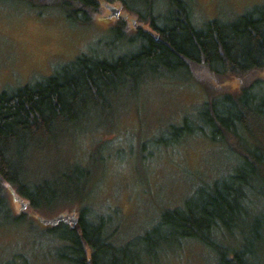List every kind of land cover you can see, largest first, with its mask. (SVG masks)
Returning a JSON list of instances; mask_svg holds the SVG:
<instances>
[{
    "label": "trees",
    "instance_id": "16d2710c",
    "mask_svg": "<svg viewBox=\"0 0 264 264\" xmlns=\"http://www.w3.org/2000/svg\"><path fill=\"white\" fill-rule=\"evenodd\" d=\"M5 1L40 14L53 9L69 21L81 13L80 24L89 23L98 1H118L138 24L133 29L138 45L116 57L95 49L81 53L48 77L0 91L2 223L27 222L24 213L13 214L8 195L14 192L27 203L26 211L36 215L62 206L79 208L74 227L61 223L42 232L61 241L60 258L68 264H159L160 253L184 241L210 249L215 264H256L255 250L264 246V144L258 135L264 134V4L231 21L215 19L199 27L190 0ZM112 28L126 37V21ZM195 69L242 84L235 93L209 92L196 115L200 124L185 117L170 126L165 132L175 138L171 147L197 135L218 142L237 140L232 150L238 162L180 206L163 207L152 228L119 245L113 240L117 227L112 228V218L85 205L94 178L89 166L68 160L45 178L32 165L44 150L58 151L89 118L110 125L124 94L139 95L150 81L190 75ZM219 232L234 236L239 245H222Z\"/></svg>",
    "mask_w": 264,
    "mask_h": 264
},
{
    "label": "rangeland",
    "instance_id": "374dc122",
    "mask_svg": "<svg viewBox=\"0 0 264 264\" xmlns=\"http://www.w3.org/2000/svg\"><path fill=\"white\" fill-rule=\"evenodd\" d=\"M108 3L98 7L88 24H80L81 13L69 21L53 9L40 14L25 5L0 0V91L48 77L81 53L95 49L116 57L136 48L135 18L120 9L128 25L123 37L112 28L122 21L121 17H110L108 9L110 5L119 7V3ZM190 3L193 20L200 27L215 19L231 21L263 5L264 0ZM163 7L164 2L160 4L161 12ZM144 29L149 30L147 26ZM241 84L225 77L217 79L200 69L190 75L178 73L171 79L150 81L139 95L121 96L110 125L105 119L89 118L58 151L49 148L39 153L33 169L46 178L68 160L89 166L94 178L85 205L112 218V228L117 227L113 240L121 245L152 228L163 207L180 206L203 184L232 171L238 162L232 150L237 140L226 143L197 135L171 147L175 138L165 131L180 125L185 117L199 123L196 115L209 92L235 93ZM205 129L211 130L208 126ZM258 135L264 144V134ZM8 199L13 214L24 213L28 219L15 225L3 224L0 217V264L11 259L16 264H68L60 258L61 241L45 236L42 232L48 229L47 224L38 218L48 221L72 213L77 217L79 208L62 206L36 215L26 211L27 203L14 192H9ZM218 237L222 245H239L234 236L219 232ZM255 253L256 264H264V246L256 248ZM158 258L159 264H215L214 253L192 241H184Z\"/></svg>",
    "mask_w": 264,
    "mask_h": 264
},
{
    "label": "water",
    "instance_id": "95a60500",
    "mask_svg": "<svg viewBox=\"0 0 264 264\" xmlns=\"http://www.w3.org/2000/svg\"><path fill=\"white\" fill-rule=\"evenodd\" d=\"M108 9L110 11V17H118L119 13H120V7H114L112 5L108 6ZM23 208V205H22ZM39 221L43 222L44 224H55L56 222H58L59 220L62 219H68L69 222L71 223V227H74L77 223L78 218L74 216V213H72L70 216L67 214H60L57 217L48 220V221H42L41 218H38Z\"/></svg>",
    "mask_w": 264,
    "mask_h": 264
},
{
    "label": "flooded vegetation",
    "instance_id": "af4514ba",
    "mask_svg": "<svg viewBox=\"0 0 264 264\" xmlns=\"http://www.w3.org/2000/svg\"><path fill=\"white\" fill-rule=\"evenodd\" d=\"M99 2V7L101 6V5H103V6H107V4H105V3H108V2H106V1H104V2H101V1H98ZM115 2V1H114ZM116 2H118V1H116ZM112 4H113V2H111ZM109 4V3H108ZM117 6H119V7H122V5H117ZM121 17L119 20H126V16H123V15H121V13H119V15H118V17ZM128 21H130V20H128ZM57 217V216H56ZM78 217V216H77ZM61 223H64V224H66V225H70L71 226V223L69 222V220L68 219H62V220H59L58 222H56L55 224H47L46 226L48 227V228H51V227H55V226H58L59 224H61Z\"/></svg>",
    "mask_w": 264,
    "mask_h": 264
}]
</instances>
